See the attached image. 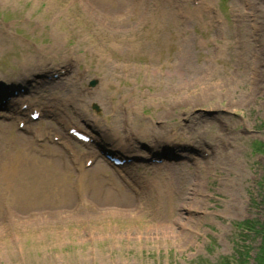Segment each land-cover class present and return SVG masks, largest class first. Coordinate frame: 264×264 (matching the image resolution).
I'll return each instance as SVG.
<instances>
[{
    "label": "rangeland",
    "instance_id": "obj_1",
    "mask_svg": "<svg viewBox=\"0 0 264 264\" xmlns=\"http://www.w3.org/2000/svg\"><path fill=\"white\" fill-rule=\"evenodd\" d=\"M28 82L18 105L58 116L0 120V264L255 257L240 224L264 223V0H0V90ZM68 124L167 163L88 166L95 146L54 142Z\"/></svg>",
    "mask_w": 264,
    "mask_h": 264
},
{
    "label": "trees",
    "instance_id": "obj_2",
    "mask_svg": "<svg viewBox=\"0 0 264 264\" xmlns=\"http://www.w3.org/2000/svg\"><path fill=\"white\" fill-rule=\"evenodd\" d=\"M245 225L246 227L244 228V231H246L247 235H249L250 233H254L255 235L261 237V245L257 248L255 263L264 264V223H261L258 228H256V225L251 222H247ZM238 254L240 255L241 251H239ZM249 257V252H246L243 262L234 259L233 263L230 262V260H226L225 264H246Z\"/></svg>",
    "mask_w": 264,
    "mask_h": 264
},
{
    "label": "bare ground",
    "instance_id": "obj_3",
    "mask_svg": "<svg viewBox=\"0 0 264 264\" xmlns=\"http://www.w3.org/2000/svg\"><path fill=\"white\" fill-rule=\"evenodd\" d=\"M62 70H65V67L64 68H62ZM107 137H108V135H107ZM114 138V137H113ZM123 139L124 140H128L129 138H123V137H118L117 136V140L118 141H123ZM62 141L64 142V145H67V143H66V139L65 138H62ZM114 142H116V139L114 138V140H113ZM184 147H186L185 145H184ZM115 149H118V150H124V151H126V152H128V153H130L131 152V148L130 147H128V146H125V145H123V144H116L115 145ZM171 168V167H170ZM173 173V172H172ZM174 174H176V173H174Z\"/></svg>",
    "mask_w": 264,
    "mask_h": 264
}]
</instances>
